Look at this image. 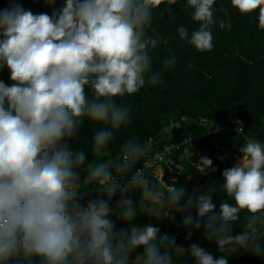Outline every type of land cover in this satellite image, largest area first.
<instances>
[{"label":"clouds","instance_id":"obj_1","mask_svg":"<svg viewBox=\"0 0 264 264\" xmlns=\"http://www.w3.org/2000/svg\"><path fill=\"white\" fill-rule=\"evenodd\" d=\"M176 3L63 0L52 15L33 14L17 3L0 11V68L9 69L12 81L8 86L0 80V264H172L173 253L179 257L186 251L196 264H228L226 257L214 258L198 244L186 250L151 224L115 230L109 219L114 212L131 224L138 210L157 218L180 212L189 229H199L200 218L207 217L204 237L219 252L243 249L264 256V142L245 138L242 159L223 171L219 190L228 199L218 212L215 186L191 194L184 187L165 189L137 167L144 155L138 137L123 141L110 161L101 159L116 133L131 122L122 98L164 83L162 73L178 62L170 54L160 71L153 70L151 52L158 41L148 35L160 6ZM215 4L186 0L198 28L190 33L180 26L177 34L197 52L211 51L214 27L228 26L215 15ZM230 4L241 16L255 13L264 30V0ZM86 119L99 126L91 148L96 159L87 164L86 180L107 199L82 206L80 169H85L86 152L72 151L68 141ZM198 165L201 172L216 170L207 157ZM137 190L140 200L134 204L125 194ZM117 192L121 198L113 208ZM237 225L242 230L233 235ZM138 248L143 251L130 259Z\"/></svg>","mask_w":264,"mask_h":264},{"label":"trees","instance_id":"obj_2","mask_svg":"<svg viewBox=\"0 0 264 264\" xmlns=\"http://www.w3.org/2000/svg\"><path fill=\"white\" fill-rule=\"evenodd\" d=\"M13 3L22 5L24 10L33 14L47 13L52 15L63 7V0H55L52 5L48 0H0V11ZM186 0H177L170 8L162 4L154 16L148 35L157 39L158 45L152 50L153 70L160 71L162 62L170 54L178 58L176 66L162 73L164 83L155 87L145 86L132 96H125L122 101L130 106L131 122L121 127L116 133V140L102 152L101 159L110 161L119 151L123 141L138 137L144 145L145 157L163 151L166 145L176 144L180 148L171 156L174 166L182 167V171L171 172L168 166L162 181L151 175L165 189L169 186L184 187L188 194L194 190L207 191L213 186V202L216 211L220 203L227 200L226 194L219 190L223 183L222 173L233 167L226 165L227 153L236 148L238 140L256 139L264 142V30L258 28L256 14L241 16L233 9L230 0H216L215 15L228 25L224 29L217 25L213 29V48L203 53L197 52L185 41H181L177 29L184 26L191 31L198 24L190 18V9H186ZM227 9V14L221 11ZM0 80L10 86L9 69L0 68ZM119 104L120 98H114ZM244 123V133L239 136L237 122ZM99 126L84 120L77 136L68 141L72 151L85 150V169H80V187L89 188L82 194L80 203L87 206L91 200L102 197L86 180V167L96 159L91 151L92 138ZM186 141V142H185ZM202 157L213 161L211 168L199 171L198 163ZM134 204L140 200V191L129 193ZM187 196L185 197V199ZM231 203L232 201H228ZM183 203V201L181 202ZM113 208L115 203L110 204ZM196 218V210L190 213ZM174 216V219L172 218ZM172 216L157 218L154 215L141 213L128 224L119 212H114L109 219L115 223V230L130 228L131 225L158 227L161 234L176 238L177 245L186 250L195 243L203 247L214 258L226 257L228 264H264V256H254L243 249L235 253H221L214 243L204 237V225L207 217L200 218V228H185L182 223L183 214L174 212ZM242 229L234 227L233 235ZM191 232L190 239L188 233ZM138 248L130 259L134 260ZM172 264H196L195 258L186 251L183 256L172 254Z\"/></svg>","mask_w":264,"mask_h":264},{"label":"built area","instance_id":"obj_3","mask_svg":"<svg viewBox=\"0 0 264 264\" xmlns=\"http://www.w3.org/2000/svg\"><path fill=\"white\" fill-rule=\"evenodd\" d=\"M237 131L239 136H242L244 133V123L241 121L237 122ZM242 129V131H241ZM186 142V141H185ZM180 147L176 144L172 145H166L164 147L163 151L155 152L153 155L149 157H145L142 161V164L139 168H143L144 172L151 177V175H154L156 178L157 176V170H161L163 172L162 178L164 177L165 171L163 169V166H168L170 171L172 172V167L174 166V162L171 160L170 156L178 150ZM159 181H162L158 178ZM96 187V186H95ZM129 193H126L125 196H128ZM102 197V196H101ZM121 198V194L119 192L116 193L115 196L112 197L110 204L117 203Z\"/></svg>","mask_w":264,"mask_h":264},{"label":"rangeland","instance_id":"obj_4","mask_svg":"<svg viewBox=\"0 0 264 264\" xmlns=\"http://www.w3.org/2000/svg\"><path fill=\"white\" fill-rule=\"evenodd\" d=\"M245 142L246 141H242V139H239L236 148H234L232 151H229L227 153V157H226V159L224 161L226 165L235 166L242 159L243 154L240 152V148H242L244 146ZM181 171H182V167L176 166V167H173L172 168V172H174V173L175 172L179 173ZM162 175H163V172L160 169L157 170V176H158V178L160 180L163 179L162 178ZM81 189L82 190H85L83 192V194H85L88 191H90V189L89 188H86V187H83ZM94 190H96L98 192V194L100 196H102V199H107V196L105 194H103V193H101V192L98 191V187L97 186L94 188ZM157 211H159V209H157ZM134 252H137V249Z\"/></svg>","mask_w":264,"mask_h":264}]
</instances>
